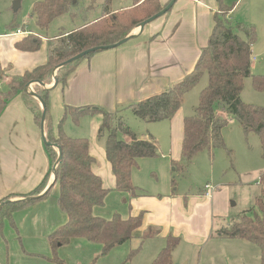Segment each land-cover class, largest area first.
<instances>
[{
	"label": "crops",
	"instance_id": "0c3cea01",
	"mask_svg": "<svg viewBox=\"0 0 264 264\" xmlns=\"http://www.w3.org/2000/svg\"><path fill=\"white\" fill-rule=\"evenodd\" d=\"M160 1L164 3L168 0ZM242 1L223 0L225 4L232 6L228 13L229 17L235 14L234 18L257 25L258 21L264 18V0L243 1L241 10L236 14ZM116 2L110 1L111 11L120 10L131 4L120 5L121 3ZM217 8V0H176L170 10L145 25L142 30H139V27L132 29L130 35L133 36L125 43L97 51L78 63L68 76L66 85H61V90L60 84L53 86L54 81L43 82L44 85L30 82V89L33 91L38 86L48 90V109L53 132L56 134L58 131L65 105L77 107L91 105L114 112L120 105L126 106L161 93L181 80L193 70L200 49L206 44L213 29V15ZM103 10L92 19L99 17ZM18 29L22 33H17ZM68 31L71 29L58 31L55 36ZM29 33L34 32L24 27H15L11 32L0 33L2 71L0 88L4 89L0 93L9 91L8 85L12 78L20 77L26 71L47 62L46 46L49 39L41 34H38L41 38L38 50L24 51L16 47V43ZM98 114L86 115L92 117L89 152L94 157L92 171L101 178L109 191L104 198L106 201L103 202L106 207L94 206L92 213L94 216L110 219L111 214L106 208L108 202H112V205L116 204L113 209L119 210L123 218L142 212L141 226L134 231L131 239L104 255L101 254L100 244L82 237H74L66 245L60 246L54 257L49 235L67 221V214L59 206L57 184L51 187L54 180L51 172L46 187L36 194L41 196L51 187L44 197L11 210L10 215L0 217V264H152L169 235L178 237V243L172 252L173 264L174 260L179 258L177 254L182 241L203 246L201 253L211 244L212 231L230 223L222 222L219 228L212 230L213 220L225 215L219 208L217 193L210 197H189L181 194L131 197L128 193L116 190L115 179L111 165L105 157L104 148L100 167L96 161L95 143L92 140L93 136L97 135L101 122V114ZM185 116L181 104L170 120L148 122L146 128L149 136L158 141L161 149L165 147L162 141L168 139L169 143L166 146L169 147L166 149L170 156L169 165L171 161L180 159ZM63 126L64 123L62 129L65 132ZM161 136L165 139L161 140ZM148 160L151 159H138L137 165L132 169L131 180L135 186L138 184L133 182L134 176ZM51 169L40 125L35 122L33 113L24 103L21 93H14L0 113V204L3 206L7 201L27 198ZM33 197L36 196L29 198ZM6 198L8 199L4 201ZM119 198H122L121 204ZM113 209L110 211L113 212ZM217 210L220 213H217ZM148 227L157 229L159 233L155 237L142 239L141 236ZM216 238L219 241L216 243L213 241L210 249L219 250L218 252H222L223 249L221 246L219 248V245L230 247L237 244L235 240H243ZM131 250H134V253L128 258ZM213 258L212 261H215ZM257 261L259 264L260 255ZM201 262L199 257L197 263ZM225 263L224 261L223 264ZM181 264L188 262L181 259Z\"/></svg>",
	"mask_w": 264,
	"mask_h": 264
},
{
	"label": "trees",
	"instance_id": "16d2710c",
	"mask_svg": "<svg viewBox=\"0 0 264 264\" xmlns=\"http://www.w3.org/2000/svg\"><path fill=\"white\" fill-rule=\"evenodd\" d=\"M110 1L106 0V6L99 17L86 20L71 31L60 32L59 45L50 46L44 65L26 71L20 77L12 78L8 85L9 91L0 93V113L8 99L14 93L20 92L24 103L32 111L35 122L40 125L42 108L39 102L25 91L29 82L50 83L57 65L88 48L115 44L127 37L142 21L162 10L170 0L164 3L160 0H131L130 5L117 11L110 10ZM217 2L213 29L206 44L200 49L193 70L165 91L122 108V111L129 110L146 122L170 120L181 107L186 93L198 84L204 75L207 76V83L199 92L194 113L184 117L180 159L171 161L175 171H185L194 156L202 150L225 147L222 130L230 119L237 120L245 134L255 132L264 148V108L246 104L240 99L244 78L248 76L251 77L256 90L264 91V75H251L250 72L256 29L252 24L232 21L228 16L232 6L225 4L223 0ZM75 4L76 0H32L31 10L36 26L46 31L55 18L66 13L73 16ZM40 44V35L29 33L16 43V47L19 50L36 51ZM93 53L58 68L57 84L65 86L68 76L77 64ZM35 92L45 103V137L49 142L57 144L62 151L51 187L55 184L58 186V203L61 210L67 214V221L49 235L53 255L56 257V250L74 237H82L100 244L101 254L104 255L132 238L134 231L142 224L143 213L128 218L116 213L110 219L93 215V207L103 204L109 188H106L101 178L92 171L94 157L89 152V140L86 137H70L65 134L62 129L63 121L70 117L73 122L78 123L82 116L101 114L97 135L104 136L105 157L111 165L115 189L128 193L131 197L139 196L137 187L131 180L132 169L140 158L157 157L158 143L152 136L149 139H138L134 131L125 124L122 115L118 114L121 110L109 112L91 105H65L55 134L48 109V90L38 86ZM119 134L127 139L119 137ZM45 149L52 168L58 158V150L48 145H45ZM51 172L52 169L27 198L5 202L0 217L10 215L11 210L44 197L51 187L41 196L36 194L46 187ZM258 184L260 190L254 198L253 206L239 214L227 226L217 229L214 236L243 239L253 243L259 249V264H264V172L260 174ZM30 196L36 197L29 198ZM158 233L157 229L148 227L141 238H152ZM177 243L178 237L169 235L152 264H172V252ZM133 253L134 250H131L128 258Z\"/></svg>",
	"mask_w": 264,
	"mask_h": 264
},
{
	"label": "rangeland",
	"instance_id": "374dc122",
	"mask_svg": "<svg viewBox=\"0 0 264 264\" xmlns=\"http://www.w3.org/2000/svg\"><path fill=\"white\" fill-rule=\"evenodd\" d=\"M116 1V3H121L120 5L131 3V0ZM243 1L238 5L236 14L241 10ZM31 6L32 0H21L19 9L14 10L13 0H0V33L11 32L15 27H24L49 39L50 45L48 44L46 47L50 49L59 45L61 37L55 36L58 31L72 30L79 27L86 20H89V18L92 19L104 9L106 0H76V4L74 5L75 14L72 16L66 13L55 18L46 31L40 30L36 26ZM234 15L231 17L232 21L251 24L242 21L240 18H234ZM254 27L257 36L252 45L250 72L251 75H264V18H261ZM55 73L57 72L53 71L50 83H53ZM206 83L207 76L204 75L200 82L184 96L182 108L186 116L194 113L198 104L199 92L205 87ZM25 88L26 92L28 90L31 91L30 86L26 85ZM59 89L61 90V85ZM3 90L0 88V91ZM240 99L246 104L264 108V91L256 90L249 76L244 78ZM124 107V105H120L116 111L121 110L118 114L122 115L125 124L136 133L138 139H149L150 136L146 131L147 125H149L148 122L135 116L129 110L122 111ZM91 118L86 115L82 116L78 123L67 118L63 121L65 132L70 137H86L90 140L89 137L92 132L90 130ZM222 136L225 147L198 152L185 171H175L169 165L170 156L166 149L169 147L166 146L169 142L168 139L162 141V145L165 147L161 149L159 146L158 156L148 158L151 160H148L143 168L138 170V174L134 176L133 182L138 184L136 186L137 193L141 196H148L150 194H181L188 195L189 197H205V192L213 189L212 194H218L217 199L220 201L219 208H221L225 215L216 217L213 220L212 230L219 228L222 222H231L239 214L249 210L253 206L254 198L259 194L260 190L258 180L260 174L264 172V148L259 136L255 132L245 134L241 125L235 119L229 120L228 125L222 130ZM119 137L127 139L122 134H119ZM162 139H165V137L161 136ZM104 141V136L99 137L96 134L93 136L92 142L95 143V156L99 167L101 166L100 158L103 153ZM162 153L163 157H161ZM121 199L119 198V204L122 203ZM103 205L104 203L99 206L106 207V204ZM115 207L116 204L112 205V202H108L106 211L111 214L110 218L116 213L121 215L119 210L113 209ZM112 209L114 210L113 212L110 211ZM216 212L220 213L219 210ZM212 232L211 244H214V242L216 243L219 240L214 236L215 230ZM235 241L237 244H233L230 247L223 244L219 245V248L223 247L224 249H222V252L210 249L211 244H209L201 253L200 250L203 249V246L186 244L182 241L177 254L179 258H176L173 264H181V259L187 261L188 264H198L199 257H201V264H223L224 261L226 262L225 264H258V247L245 240ZM212 258L215 261H212Z\"/></svg>",
	"mask_w": 264,
	"mask_h": 264
},
{
	"label": "water",
	"instance_id": "95a60500",
	"mask_svg": "<svg viewBox=\"0 0 264 264\" xmlns=\"http://www.w3.org/2000/svg\"><path fill=\"white\" fill-rule=\"evenodd\" d=\"M175 1L176 0H170L167 3V5L162 10H160L156 14L152 15L151 17L147 18L146 20L142 21L137 26V27H139V30H142L145 27V25H147L148 23H150L153 20L157 19L158 17L164 15L168 10H170V8L172 7V5L174 4ZM20 3H21V0H13V9L14 10H18L19 7H20ZM132 36L133 35H130L129 34L127 37L121 39L120 41H118V42H116L115 44H112V45H108V46H94V47L88 48V49H86L84 51H81L78 54L74 55L73 57H71V58L67 59L66 61H64V62L60 63L59 65H57L55 67L54 71L56 72L57 69L60 68L61 66L65 65L67 63L76 61V60L84 57L87 54H90V53H93V52H97V51H101V50H105V49H108V48H113V47L119 46V45L125 43L130 38H132ZM57 81H58V77L56 76V73H55L54 74V83H53V86L55 84H57ZM31 82H34V81H31ZM36 82H38L40 85H44L42 81H36ZM27 86H30V82L27 84ZM28 93L39 101L40 106L42 108V113H41V117H40V120H41L40 121V133H41V137H42L43 143L45 145H48V146L56 147L57 150H58V158H57V160L54 162V164L52 166V174L55 177V167H56L57 162L61 159L62 151H61V148L59 146H57V144L49 142L46 139V137H45V133H44V120H45V117H46V110H45V103H44L43 99L35 91H33L32 89ZM1 206H2V203L0 204V207Z\"/></svg>",
	"mask_w": 264,
	"mask_h": 264
},
{
	"label": "built area",
	"instance_id": "2783aa9c",
	"mask_svg": "<svg viewBox=\"0 0 264 264\" xmlns=\"http://www.w3.org/2000/svg\"><path fill=\"white\" fill-rule=\"evenodd\" d=\"M17 33H22L21 30H16ZM213 190V189H212ZM212 190L206 191L205 196L210 197L212 195Z\"/></svg>",
	"mask_w": 264,
	"mask_h": 264
}]
</instances>
